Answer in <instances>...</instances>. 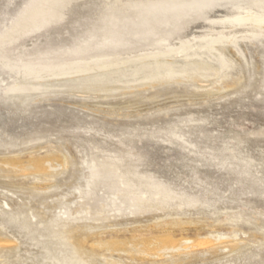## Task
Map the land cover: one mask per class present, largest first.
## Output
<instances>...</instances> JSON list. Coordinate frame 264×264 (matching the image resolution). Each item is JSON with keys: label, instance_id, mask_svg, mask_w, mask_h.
Segmentation results:
<instances>
[{"label": "rangeland", "instance_id": "obj_1", "mask_svg": "<svg viewBox=\"0 0 264 264\" xmlns=\"http://www.w3.org/2000/svg\"><path fill=\"white\" fill-rule=\"evenodd\" d=\"M43 1L0 0V38ZM171 1H74L61 36L100 46ZM226 55L210 80L26 105L0 61V264H264V38Z\"/></svg>", "mask_w": 264, "mask_h": 264}, {"label": "bare ground", "instance_id": "obj_2", "mask_svg": "<svg viewBox=\"0 0 264 264\" xmlns=\"http://www.w3.org/2000/svg\"><path fill=\"white\" fill-rule=\"evenodd\" d=\"M74 1L78 2L44 0L0 38L1 63L18 70V79L5 90L8 99L26 105L45 94L76 91L90 94L95 90L98 93L114 90L115 93L118 84L130 82L151 83L154 87L155 83L218 77L233 64L226 55L227 48L264 38L262 0H186L181 3L173 0L160 4V8L145 15L143 22L138 12L129 10L132 21L138 23H123L125 19L120 18V23L115 24L120 33L111 35V41L81 48L84 41L61 36ZM115 2L137 6L145 5L148 0ZM75 14L71 15L72 19L75 17L71 22L77 21ZM55 30L60 31L55 33ZM121 30L127 31L123 37ZM21 49L27 50L21 54ZM35 163L41 168L42 161Z\"/></svg>", "mask_w": 264, "mask_h": 264}]
</instances>
